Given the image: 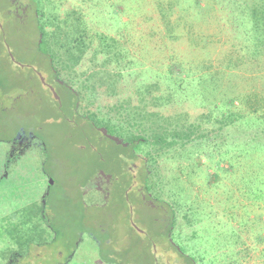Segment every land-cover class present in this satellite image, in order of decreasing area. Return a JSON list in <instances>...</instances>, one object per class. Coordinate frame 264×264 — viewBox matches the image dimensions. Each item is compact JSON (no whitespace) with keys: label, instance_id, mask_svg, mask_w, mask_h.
Listing matches in <instances>:
<instances>
[{"label":"rangeland","instance_id":"rangeland-1","mask_svg":"<svg viewBox=\"0 0 264 264\" xmlns=\"http://www.w3.org/2000/svg\"><path fill=\"white\" fill-rule=\"evenodd\" d=\"M19 1L29 5L26 14L10 17L12 0H0V72L5 73L7 88L0 107L10 109L13 123L19 118L32 130L42 124L38 137L45 142L46 170L53 177H35L44 169L46 157L37 143L40 139L34 138L22 152L33 159L32 182L22 199L9 192L7 198L0 197L4 209L13 211L20 202H42L53 180L50 191L59 209L64 208L63 199L80 192L89 206L88 219L100 211L93 206L106 210L111 217L103 215L102 225L112 241L109 251L114 255L108 254L113 261L102 257L95 239L82 231L83 239L70 264H118L120 260L122 264H152L153 257L138 248L140 238L128 230L131 223L147 231L148 235L141 234L145 240L159 238L150 250L157 254V264H264V198L254 197L249 181V174L264 166V122L251 116L254 112L264 119V45H258L250 15L251 5L263 0ZM65 16L70 23L82 22L91 47L72 72L59 66L52 82L48 78L55 77V72L49 71V59L39 49L37 23L62 22ZM59 34V40L51 38L58 44L63 31ZM167 37L178 40L169 42ZM99 45L106 51H121V60L130 63H106L104 53L93 57L91 51ZM160 45L167 46L165 52ZM59 50L64 58V49ZM178 58L184 61L183 67L169 79L167 63ZM159 73L162 85L174 93L161 107V120L171 131L191 132L193 139L164 151L152 149L154 160L147 148L135 150L136 157L130 159L119 153L120 145L105 137V129L103 134L89 125L84 112L96 107L101 115L127 128L126 135L140 133L127 119L133 109L154 106V95L145 90L140 95L138 90L156 84ZM206 74L216 79L215 88H205ZM40 75L52 83L58 99ZM70 90H80L82 96L91 93L96 105L81 108L88 102L85 99L75 108L69 100ZM122 100L128 108L116 110L114 106ZM54 101H60V107ZM230 112L235 116L223 118ZM222 119L232 123L227 125ZM107 135L128 145L125 136ZM12 147L7 145L6 152ZM143 161L154 176L151 188L140 177ZM99 170L113 177L112 185L99 178ZM141 190L147 199L168 209L167 222L146 200L135 207L129 204L125 195L135 202V191ZM146 216L159 229L169 226L173 218L176 222L169 234L161 236L156 227L145 223ZM71 230L76 233L74 227ZM9 241L0 226V250Z\"/></svg>","mask_w":264,"mask_h":264},{"label":"trees","instance_id":"trees-1","mask_svg":"<svg viewBox=\"0 0 264 264\" xmlns=\"http://www.w3.org/2000/svg\"><path fill=\"white\" fill-rule=\"evenodd\" d=\"M250 12V15L253 17V28L257 30L256 33H258L256 34L257 39L259 40L258 45L262 46L264 45V0L262 4L253 3ZM59 19V16L56 17L57 21ZM68 20L69 16H65L61 18L60 21L62 22L56 23L50 21V23L47 24L39 20L37 23L40 35L38 43L39 49L46 54L49 59V71L52 70L55 72V77L50 75L52 78H48L49 80H52V82L58 75L57 72L59 66L68 69V72H72V69L77 65L79 67L80 63L84 60V56L90 52L89 48L91 46L86 40L88 35L87 28H85L79 20L71 23ZM0 30H2L1 26ZM62 31V42L59 44L53 42L51 38H57L59 40L61 36L59 33ZM102 38L103 40L105 39V37H101L100 39ZM167 39L169 42L172 40H178L177 37L171 39L167 37ZM107 46L110 48V46L112 47V44ZM60 47L64 49V58L59 50ZM159 47H162V52L166 51V45H160L158 48ZM91 53L93 54V57L104 53L106 55V60H108L106 63L109 64L117 62L119 65L126 66L130 63L128 61L124 62L123 59L121 60V51H114L112 49L106 51V49L100 45L99 47H94ZM7 54L9 59H11L9 53ZM12 62L14 61L12 60ZM167 64V72L170 74L168 77L169 79H173L174 75H179L184 61L178 58L171 62L168 61ZM4 75V72H0L1 98H4V95L7 94ZM207 75L208 74L205 76L208 84L205 81V88H215L217 86H214V81H216V79H214L212 75ZM160 76L161 73L157 74L158 78L156 84L143 86L144 88L142 87L138 90L140 95L145 91L154 95L152 99V105L154 106H152L151 109L146 110L143 107L133 109L129 115L130 118L127 119L128 124L139 127L140 133L138 134L131 133L129 136L126 135L127 128L116 122L114 118H107L104 114L101 115L100 112H97L96 107L92 110H84L85 118L88 120L89 125L94 129L99 130V132L103 134L105 133V129L107 134H115L120 138L124 136L126 137L125 141L128 145L118 142L105 133V137L120 145L121 150L119 153L131 157L130 159L136 157L135 150L144 151L145 148H147L150 158L154 160L155 158L152 155V149L164 151L165 149L174 147L178 143L184 145L186 142L193 139L191 132L185 130L171 131L166 127L164 121L161 120L160 115L163 113L161 107L163 108L169 103L168 99L172 97L174 93L173 89L169 86H166L165 84L162 85L160 82ZM88 88L90 91L94 92L92 87L88 86ZM69 94V100L75 108H79L81 102L85 99H87L88 102H85L81 108L87 107L88 105H96L95 99H93L92 94L89 92L82 96L80 90H78L77 93L70 90ZM16 100L17 99H14V102H16ZM124 101L122 100L115 105V109L117 110L119 108L120 110L123 107L128 108V103L125 105ZM54 102L60 107L58 102ZM11 110L13 111V109ZM58 111H60V109H58ZM9 112V108L0 107V197L7 198V193L9 192L14 195L17 194V196L22 199L25 196L24 194L26 193L27 187L32 182L33 174L35 172V170H29L33 159L28 160L26 158L28 152L25 154L22 152L26 150V146H28L30 141L34 138L40 139L38 140L40 142L37 143L41 145V149L44 151L46 157V160L43 163L44 169L38 170L36 173L37 176L35 175V177L43 179L53 177V174L46 170L49 157L46 153L47 149L45 142L42 138L38 137L39 132L41 134L42 124L35 126V130H32L30 127L27 128L26 126H23L24 124L21 123L19 118L15 119L13 123L8 116ZM233 116H235V114L230 112L229 116L226 114L223 118H232ZM251 116L255 117L258 122H264L263 116L261 115L255 116V113L253 112ZM222 120L225 123H228L227 125L232 123L231 119ZM44 121L45 119L42 123H44ZM12 126L13 130H11ZM41 141L43 143H41ZM7 145H12L13 150L6 152ZM141 164L142 165L139 168L140 177L144 182V185L151 188V185L155 184V182H152V177L154 176H152L150 167L146 166L144 161ZM226 169H228V167H226ZM249 177L250 192L255 198H264V166H262L259 171L250 173ZM48 185L51 190L53 187L51 181L48 182ZM50 190H48L45 197L42 199V202L39 200L20 202L13 211L5 210L4 202H0V205L3 203V206H1L3 208L0 209V226L4 228V231L10 237L9 243L0 250V264H70L80 247L81 240L83 239L79 233L82 231H87L88 235L95 239L94 241L99 245V252L102 253V257L113 261L112 259L114 258H110L108 254H113L112 251H109L112 241H110L109 234L103 232L102 225L104 223L103 215L107 216V211H104V209L101 211L99 208L100 206H93L96 211H100L97 213L95 212V216L91 217V220L88 219L87 215L90 216L89 206L85 203L82 196L83 194L80 192H78L76 196H73V198L63 199L64 208L59 209L55 201L52 199ZM69 203L73 204L72 210L69 208V210H67ZM110 217L111 216H109V218ZM13 218L17 220L13 221ZM175 222L176 220L173 218L166 230L167 234L171 232V227L174 226ZM86 225H88V229L86 228ZM48 226L50 227V230H48ZM73 227L76 229V233L71 230ZM127 228L138 237L137 239L140 238L141 242L138 248H140L142 253L150 254L151 257H153L152 264H157L156 254L150 250L159 238L145 240L132 224H128ZM103 234H105V236H103ZM105 237H108L107 240ZM117 263L122 264V260H120V262L117 261ZM190 264H194L193 261H191Z\"/></svg>","mask_w":264,"mask_h":264},{"label":"flooded vegetation","instance_id":"flooded-vegetation-1","mask_svg":"<svg viewBox=\"0 0 264 264\" xmlns=\"http://www.w3.org/2000/svg\"><path fill=\"white\" fill-rule=\"evenodd\" d=\"M13 4H14V9H10L8 10V13L10 14L9 16L12 17L13 15H17L19 16L20 15V12H23L24 14H26L28 8H29V5H20V1L19 0H12ZM43 83L46 84L47 87H49L51 90H52V87L55 89V87L52 85V83H49V82H45V80L43 81ZM53 91V90H52ZM60 102V101H58ZM99 178L101 179H104L106 178V182L109 183L110 185H112V181H113V177H111V175L107 174V173H104L103 171H100L99 170ZM97 188H101L100 187V184L97 182ZM106 189V188H105ZM104 189V190H105ZM110 191V190H109ZM108 192V191H107ZM110 192L106 193L105 195V200H107V197L109 195ZM135 202L132 200V197L127 194L126 195V200L129 202V204H132L134 206V204H140V200H146L148 202V205L151 206L150 208H153V209H157L159 210L160 214L161 215H165V218H162L163 221H168V219L170 218V216L168 215V209L165 208L164 206H159L158 204H156L154 201L152 200H149L147 199V195L145 194V192H143L142 190L141 191H135ZM135 207V206H134ZM135 211L133 212V215H134ZM141 214V213H140ZM142 216H145V215H142ZM157 219V218H156ZM147 222L145 223H148L147 225L150 224V226H153V227H156L158 229V233L162 235H164V233H166V230L168 229V226L164 227L163 229L161 228L159 230L158 226L152 222V218H149L148 216H146V219H145ZM131 221V220H130ZM132 224V223H131ZM166 225H170V221L166 224ZM132 226H134L136 228V230L142 234L143 236H146L148 235L147 231L144 229V230H140V229H137V227L135 225L132 224ZM149 228V227H148ZM156 254V253H155ZM157 256V254H156ZM156 261H158V258L156 257Z\"/></svg>","mask_w":264,"mask_h":264},{"label":"water","instance_id":"water-1","mask_svg":"<svg viewBox=\"0 0 264 264\" xmlns=\"http://www.w3.org/2000/svg\"><path fill=\"white\" fill-rule=\"evenodd\" d=\"M11 56V58L13 59V56H12V54L10 55ZM40 77H41V79L44 81V77L42 76V75H40ZM52 90H53V92H54V94H55V97L58 99V95L55 93V90H54V88L52 87ZM53 182V180H51V183Z\"/></svg>","mask_w":264,"mask_h":264}]
</instances>
